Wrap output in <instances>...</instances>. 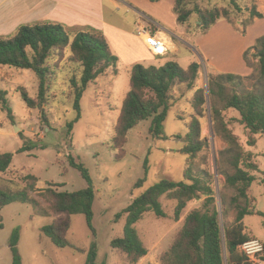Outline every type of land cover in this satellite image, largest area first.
Instances as JSON below:
<instances>
[{
    "label": "rangeland",
    "instance_id": "1",
    "mask_svg": "<svg viewBox=\"0 0 264 264\" xmlns=\"http://www.w3.org/2000/svg\"><path fill=\"white\" fill-rule=\"evenodd\" d=\"M114 1L119 6L107 2L103 7L104 16L109 22L128 25L136 17L140 18L143 15L140 11H144L167 28L172 25L181 28L180 36L185 39L190 37L192 47L189 51L180 39H173L179 46L181 44L182 55L178 63L183 69L188 68L189 57L201 64L196 85L206 89L207 103L200 117L204 147L194 159L192 173L204 178L214 189L221 226H230L235 220L237 209L228 208L226 215L223 211L225 206H230L231 198L238 192L226 184L223 174L226 166L220 163V152L227 147V143L216 133L212 123L208 80L210 74L230 72L250 76L245 81V88L257 89L258 59L254 55L255 50L251 49L248 53L252 66L247 65L244 52L255 44L258 37L264 35V0H186L184 6L191 11V15L182 25L177 22L173 10L175 0H135L139 10H135L130 3L127 6L120 0ZM213 7L228 8L229 18L218 20L210 30L202 33L198 27L197 10ZM254 8L263 17L252 16L251 10ZM143 19L151 21L146 16ZM161 24L154 22L150 27L153 31H160L163 29ZM66 28L71 43L75 31ZM161 35L166 38L168 45L169 34ZM196 40L202 45L204 53L194 46ZM114 45L119 46L120 43ZM135 45H129L133 46L132 50L121 56L117 69H107L88 85L81 99V117L78 120H75L77 111L74 108L71 79L76 76L80 81L82 65L73 61L70 44L62 50L54 49L46 63L50 68L51 82L50 101L44 109L47 121L43 119L41 109L27 106L18 90L21 86L26 87L29 94L36 98L39 85L36 73L30 69L0 66V89L7 91L14 114L12 121L0 105V153H13L10 167L5 172L0 171V188L23 189L28 184L26 175L38 177L34 190L30 192L31 198L38 203L36 208L32 203L16 201L0 209L3 220V227H0V264H12L10 238L17 228L20 230L18 248L23 264H86L93 243L98 248V264H128L124 255L110 244L114 237L122 234L125 224L124 218L119 222L114 221L116 214L157 181L185 179L187 156L180 149L186 144V122L194 115L191 103L195 90H189L186 84L172 90L171 104L164 121V138L152 136V118H148L128 132L123 149H113L112 138L117 119L130 90V75L134 65L131 61L138 55L146 58L145 50ZM135 53L138 55L135 56ZM163 59L153 63L145 59L139 63L146 67L162 66L165 64ZM231 88L240 91L236 86ZM223 113L243 149L252 153V159L259 166V170L254 172L257 180L250 187L249 195L251 205L255 204L260 213L247 215L244 222L248 232L264 242V184L260 183L264 175V135L253 133L242 124L239 111L227 109ZM70 122H73V129L68 133ZM30 142H35L36 147L19 151ZM70 155L89 169L97 194L93 205L96 233L88 226L85 215L80 213L71 217L72 226L67 234L69 241L84 252L72 246H56L41 230L43 225L60 216L50 210L49 200L42 192L48 188L75 191L87 186L81 172L70 164ZM203 170H207L210 175L205 176ZM139 179L144 181L137 186ZM222 196H225L227 205L223 204ZM160 200L166 217L147 212L135 224L149 250L136 264H161L162 253L174 241L186 215L195 208L204 209L205 196L201 194L200 198L187 203L179 220L174 217L177 201L165 196Z\"/></svg>",
    "mask_w": 264,
    "mask_h": 264
},
{
    "label": "trees",
    "instance_id": "2",
    "mask_svg": "<svg viewBox=\"0 0 264 264\" xmlns=\"http://www.w3.org/2000/svg\"><path fill=\"white\" fill-rule=\"evenodd\" d=\"M157 2L160 0H151ZM186 0H175L174 12L179 24L190 19L191 11L185 8ZM198 27L206 33L222 18H229L228 8L213 7L198 9ZM252 16L263 17L255 8L251 10ZM70 44L73 61L80 62L82 71L79 79H71L74 88V108L78 120L81 117V99L88 85L96 80L109 68L117 69L119 57L115 55L103 33L99 31H80L70 43V34L61 23L27 24L19 28L18 32L10 37L0 39V66H13L20 69H30L37 75L39 85L37 97L29 94L26 87H19L22 97L29 108L41 109L42 117L47 121L45 105L50 101L51 82L49 80L50 68L46 64L54 49H64ZM254 49L258 59V85L255 90H247L245 81L250 76L221 72L210 74L208 80V93L212 104L210 108L212 123L216 133L227 143V147L220 152V163L226 166L223 171L226 184L237 190L231 198L229 207L225 206L223 214L228 208L237 209L235 220L230 226H221L220 210L216 205L214 189L202 177L193 175L194 159L203 149L204 142L201 137L200 117L203 115L207 103L206 89L196 85L201 64L193 61L187 69H183L175 60H169L162 66L146 67L141 63L132 66L130 75V90L126 94L120 115L115 126V135L112 138L113 149H123L128 140V132L141 121L152 118L150 133L156 139H162L164 134V121L166 119L172 99L173 88L186 84L189 90H194L191 103L194 115L186 122V144L180 152L187 156L185 179L173 181L161 179L135 197L132 202L115 216V222L124 218L125 224L121 235L111 240V246L124 255L128 264H136L145 257L149 250L140 237L135 224L145 213L153 212L158 217H166L160 198L177 201L174 217L179 220L187 203L205 196L204 209L195 208L185 217L183 225L178 230L172 244L162 253L161 264H249L247 256L241 245L255 238L244 222L247 215L260 213L255 204L251 205L249 189L257 180L254 173L259 170L258 164L252 159L251 152L243 149L238 136L230 128L223 111L235 109L239 111L240 122L253 133L264 135V35L257 38L255 44L244 52L248 66H252L248 53ZM236 86L240 89L231 88ZM7 91L0 89V105L10 120L14 114L7 97ZM73 129V122L68 123V133ZM35 142L23 145L19 151L31 150L36 147ZM13 161V153H0V171L5 172ZM70 164L77 168L87 181L85 188L75 191H58L48 188L44 192L50 203V210L60 216L51 223L41 227L42 232L48 236L58 247L72 246L84 252L80 247L69 241L67 234L71 229V217L75 214H84L91 230L96 233L94 226L93 205L96 200V190L89 169L81 162H77L70 155ZM209 176L207 170H203ZM28 184L23 189L9 190L0 188V209L12 202L32 203L36 208L38 203L31 198L30 192L34 190L38 177L33 174L25 176ZM139 179L137 186L143 183ZM264 184V175L260 178ZM224 205H227L225 196H222ZM0 227H3L0 215ZM19 228L15 229L10 238L13 254L12 264H23L19 252ZM97 244L93 243L86 264H98ZM264 258V254H263Z\"/></svg>",
    "mask_w": 264,
    "mask_h": 264
},
{
    "label": "crops",
    "instance_id": "3",
    "mask_svg": "<svg viewBox=\"0 0 264 264\" xmlns=\"http://www.w3.org/2000/svg\"><path fill=\"white\" fill-rule=\"evenodd\" d=\"M120 1L127 6L130 3L135 10H139L135 0ZM107 2H113L115 7L119 6L114 0H0V39L15 35L23 25L52 22L61 23L65 27L72 29L75 31V35L80 31L87 30L103 33L109 42L112 52L119 57V60L125 53L131 52L129 50H132L133 46L129 47V45L132 43L136 44V47L140 45L141 49H144L146 52V54H144L146 56V61L152 63L155 60H160V58H164L163 60L165 63L169 60L179 62L182 55V50L180 48L181 44L185 46L187 51L192 47V43L189 40L190 37L187 40L180 36L182 33L181 28L172 24L171 28H167L164 24L146 15L144 11H140L143 15H140V18L136 17L135 21L128 25H121L120 23L114 24L107 21L103 9ZM143 16L148 17L155 23L161 24L163 29L159 31L160 33L169 34L167 45L169 51H167L166 55L154 54L144 40L137 34L139 22L143 20ZM173 38L181 40L180 46ZM118 42L120 43L119 46L114 45ZM194 46L198 48L201 53H204L200 42L196 40ZM168 54L170 56H167ZM137 55L138 54L135 53V56ZM138 56L137 58L135 57L136 59H132L131 63L135 64L145 60L143 59V55ZM158 56L162 57L156 58ZM188 60L190 65L193 59L189 57Z\"/></svg>",
    "mask_w": 264,
    "mask_h": 264
},
{
    "label": "built area",
    "instance_id": "4",
    "mask_svg": "<svg viewBox=\"0 0 264 264\" xmlns=\"http://www.w3.org/2000/svg\"><path fill=\"white\" fill-rule=\"evenodd\" d=\"M152 23H154L152 20H140L137 34L154 54L163 56L168 51L167 40L159 31H153L150 27ZM241 249L247 256L249 264H264V242L261 239L257 237L251 238L241 245Z\"/></svg>",
    "mask_w": 264,
    "mask_h": 264
}]
</instances>
